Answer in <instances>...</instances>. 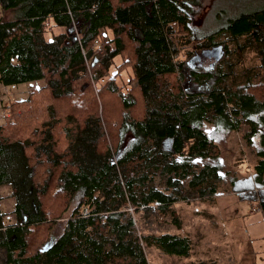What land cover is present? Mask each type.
<instances>
[{
  "label": "trees",
  "instance_id": "trees-1",
  "mask_svg": "<svg viewBox=\"0 0 264 264\" xmlns=\"http://www.w3.org/2000/svg\"><path fill=\"white\" fill-rule=\"evenodd\" d=\"M198 4L0 0V86L43 83L10 102L0 124V187L14 199V221L0 209L5 264H147L141 241L187 258L189 238L139 239L128 212L154 206L175 216L174 203L213 197L215 140L242 125L258 161L239 183L260 190L264 214V0L217 11L214 28L200 34L191 26ZM128 69L123 93L115 78Z\"/></svg>",
  "mask_w": 264,
  "mask_h": 264
},
{
  "label": "rangeland",
  "instance_id": "rangeland-1",
  "mask_svg": "<svg viewBox=\"0 0 264 264\" xmlns=\"http://www.w3.org/2000/svg\"><path fill=\"white\" fill-rule=\"evenodd\" d=\"M238 0H199L198 6L194 7L191 16V26L197 34L207 33L215 26L216 17L214 13L221 14L227 7ZM230 5V6H229ZM62 29H55L54 33L59 34ZM195 33V34H196ZM196 34V35H197ZM103 38H111L109 32L102 33ZM98 47V43H96ZM242 58L247 65L255 64V53L246 44H243ZM204 54V53H203ZM232 61L237 60L236 55ZM121 63L120 58H115L109 69V76L116 73V67ZM213 63V58L201 60L200 66L207 68ZM239 70V67L235 68ZM120 76L115 78V85L123 93L126 92L127 81L130 77V70L121 71ZM107 79V78H106ZM104 79V80H106ZM102 82V81H101ZM43 86L42 81L28 82L17 86H0V124L3 118L8 115L7 107L10 102L23 100L30 90ZM206 131L211 130V125L206 126ZM248 133L247 125H242L236 131L230 132L215 140L218 147L220 166L218 186L213 197L200 198L195 195L187 201H179L171 206L170 213L158 214L154 206L150 209H139L129 214L135 221V235L142 239L145 236H159L170 233L174 235L187 236L191 241V252L187 258L168 256L163 254L156 247L148 246L141 241L147 264H234L231 254L240 251H249L259 245H264V214L260 207V190L248 188V185L239 182L249 181L254 174V166L258 158L254 148L247 145L245 135ZM201 166V162L197 163ZM199 166L195 169L197 172ZM154 186L163 188V183L158 177L154 179ZM2 191L5 199L3 209L9 211L10 189ZM243 189V190H242ZM254 196V199H248ZM245 196L247 199H244ZM259 208L258 213L253 209ZM68 217V213L62 220ZM176 218L179 225L173 219ZM64 221L59 222L63 224ZM58 224V223H57ZM180 226V227H179ZM57 225L50 233L49 238L57 230ZM262 242V243H261ZM1 253V262L5 263V255ZM232 258V259H233Z\"/></svg>",
  "mask_w": 264,
  "mask_h": 264
},
{
  "label": "crops",
  "instance_id": "crops-1",
  "mask_svg": "<svg viewBox=\"0 0 264 264\" xmlns=\"http://www.w3.org/2000/svg\"><path fill=\"white\" fill-rule=\"evenodd\" d=\"M1 187H0V209L2 210V212L7 214V216L5 217V221L8 223L9 221H14V217L9 214L10 211H12L13 209L14 199L12 198V196H10L11 198L9 199V201H11V203L9 205L10 207L9 211H6V209H3L2 207L4 205L5 199L1 193L6 188H1ZM61 221H64V220H61ZM56 229L57 230L53 233L52 237L50 238V241H49L50 244L53 243L55 240H57L61 236L63 232V224H60L58 222ZM171 235H174V234H171ZM181 237H187V236L183 235ZM0 251L4 253L3 250H0ZM231 254L234 256V258L232 257L233 259L231 258L232 263L234 264H264V245L263 243L262 245L257 246L255 249H249L248 252L240 251V252H237L236 254L234 251H232ZM1 260L2 259H1V253H0V264H5L4 262L2 263Z\"/></svg>",
  "mask_w": 264,
  "mask_h": 264
},
{
  "label": "built area",
  "instance_id": "built-area-1",
  "mask_svg": "<svg viewBox=\"0 0 264 264\" xmlns=\"http://www.w3.org/2000/svg\"><path fill=\"white\" fill-rule=\"evenodd\" d=\"M99 53H101V52L98 50L97 54H99ZM130 210H132V209H130ZM253 212H254V213H258V212H260V211H259V208H258V209H257V208H254V209H253Z\"/></svg>",
  "mask_w": 264,
  "mask_h": 264
},
{
  "label": "water",
  "instance_id": "water-1",
  "mask_svg": "<svg viewBox=\"0 0 264 264\" xmlns=\"http://www.w3.org/2000/svg\"><path fill=\"white\" fill-rule=\"evenodd\" d=\"M47 244H49V245H50V242H49V243H47Z\"/></svg>",
  "mask_w": 264,
  "mask_h": 264
}]
</instances>
